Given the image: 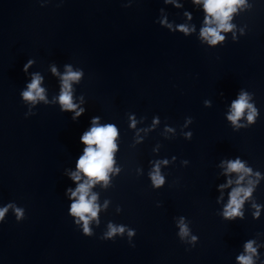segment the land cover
Instances as JSON below:
<instances>
[{
  "label": "water",
  "instance_id": "1",
  "mask_svg": "<svg viewBox=\"0 0 264 264\" xmlns=\"http://www.w3.org/2000/svg\"><path fill=\"white\" fill-rule=\"evenodd\" d=\"M126 2L52 0L40 7L38 0H0V204L14 200L26 208L21 223L9 214L0 224V264H234L244 240L264 232V215L225 222L216 215L215 203V187L222 182L216 164L222 157L240 155L264 171V0H254L253 11L236 20L249 26L248 34L218 48L155 23L162 0H135L132 7H122ZM185 7L191 10L190 3ZM168 11L180 22L176 9ZM194 17L199 25L201 13ZM28 58L37 61L33 70L45 72L50 95L58 86L46 72L49 63L71 62L84 69L78 93L86 95L88 111L78 122L44 105L24 118L19 91ZM241 87L255 93L261 119L234 132L223 113ZM205 99L212 100L211 108L203 106ZM127 112L146 116L148 123L158 114L174 126L192 116L193 138L164 140L158 129L133 149ZM93 115L120 126L124 172L102 194L113 205L96 236L85 237L67 216L63 194L70 181L62 173L79 155V137ZM157 142L163 145L160 157L177 156L158 191L134 172L139 165L147 168ZM181 159L189 166L181 167ZM256 195L264 203V183ZM116 204L123 208L120 215ZM178 215L192 221L200 238L190 251L176 237L173 217ZM108 220L136 229L135 248L119 238H98Z\"/></svg>",
  "mask_w": 264,
  "mask_h": 264
},
{
  "label": "clouds",
  "instance_id": "2",
  "mask_svg": "<svg viewBox=\"0 0 264 264\" xmlns=\"http://www.w3.org/2000/svg\"><path fill=\"white\" fill-rule=\"evenodd\" d=\"M52 0H38L40 7H46ZM63 0H61V3ZM135 0H127L122 7H132ZM163 7L155 20L161 28L184 37L195 36L198 42L206 48L224 46L230 38L238 43L241 37L248 34L249 26L236 22L238 17L251 13L255 7L254 0H162ZM191 4V10L185 7ZM57 7L60 4L56 5ZM177 10L176 19H170L168 8ZM194 12L201 13L199 25L194 22ZM37 61L28 58L22 71L25 76L23 87L19 91L22 104L26 107L24 118L37 114L40 105L58 107L61 113L69 114L73 122H78L87 111V98L82 92L78 93V86L85 78L82 67L66 62L59 65L56 62L48 64L46 72L57 81L58 90L50 95L46 83L45 72L33 70ZM223 97V93H220ZM205 108L212 107V100L203 101ZM224 119L234 132L247 130L261 119V110L257 105L255 93L241 87L234 98L225 102ZM127 130L132 133L131 148L142 145L149 135L158 129L164 140L182 137L191 141L194 123L192 116H185L180 125H172L167 120H161L158 114L153 115L151 122L146 116L138 117L135 112L125 113ZM162 126V127H161ZM123 143V133L120 126L113 121H106L100 115H93L89 119L88 127L81 133L79 144L81 150L73 165L63 169V176L70 183L65 188L64 198L68 202L67 216L71 218L76 230L85 237L96 236V228L102 223V216L109 212L113 201L102 194L115 187L114 181L124 172L119 154ZM163 145L157 142L151 149L153 158L147 161V168L139 165L134 169L137 177L146 176L153 190H160L167 184L165 169L176 164L177 156L171 158L160 157ZM181 167H188L190 161L181 159ZM217 195L216 210L221 220L225 222L243 221L247 214L253 220H260L264 215V203L257 198V190L264 183V171L254 168L250 162L240 155L222 157L216 164ZM179 183L178 181L176 182ZM157 207H161L157 202ZM121 205L116 204L114 212L120 215ZM11 214L17 223L26 218V208L10 200L0 204V224L5 223ZM176 237L184 244L185 250L194 249L199 243V236L194 233L192 221L185 215L173 217ZM137 231L125 223L108 220L104 225L99 239L102 241H116L117 238L126 240L128 245L135 248ZM234 264H264V232H257L244 240L235 254Z\"/></svg>",
  "mask_w": 264,
  "mask_h": 264
}]
</instances>
